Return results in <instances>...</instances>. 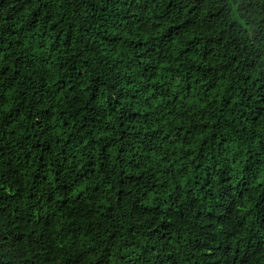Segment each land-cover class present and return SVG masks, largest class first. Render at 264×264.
Returning a JSON list of instances; mask_svg holds the SVG:
<instances>
[{
	"label": "trees",
	"instance_id": "obj_1",
	"mask_svg": "<svg viewBox=\"0 0 264 264\" xmlns=\"http://www.w3.org/2000/svg\"><path fill=\"white\" fill-rule=\"evenodd\" d=\"M0 264H264V0H0Z\"/></svg>",
	"mask_w": 264,
	"mask_h": 264
}]
</instances>
